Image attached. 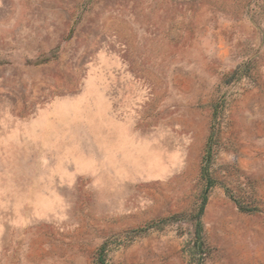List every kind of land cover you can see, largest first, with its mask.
I'll return each instance as SVG.
<instances>
[{"label":"rangeland","instance_id":"rangeland-1","mask_svg":"<svg viewBox=\"0 0 264 264\" xmlns=\"http://www.w3.org/2000/svg\"><path fill=\"white\" fill-rule=\"evenodd\" d=\"M0 264H264V0H0Z\"/></svg>","mask_w":264,"mask_h":264},{"label":"trees","instance_id":"trees-1","mask_svg":"<svg viewBox=\"0 0 264 264\" xmlns=\"http://www.w3.org/2000/svg\"><path fill=\"white\" fill-rule=\"evenodd\" d=\"M203 212V208H202V210H201V212L200 213H202ZM198 234H200V232L198 231Z\"/></svg>","mask_w":264,"mask_h":264}]
</instances>
